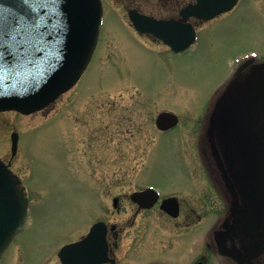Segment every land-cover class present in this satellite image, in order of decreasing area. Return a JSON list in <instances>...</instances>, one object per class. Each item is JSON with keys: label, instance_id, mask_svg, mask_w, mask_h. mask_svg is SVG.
<instances>
[{"label": "rangeland", "instance_id": "obj_1", "mask_svg": "<svg viewBox=\"0 0 264 264\" xmlns=\"http://www.w3.org/2000/svg\"><path fill=\"white\" fill-rule=\"evenodd\" d=\"M104 5L98 46L77 85L35 113L0 112V156L31 206L0 264H60L58 250L100 219L123 229L115 252L119 264H154L159 255L181 259L176 248L186 231L161 221L155 210L134 219L128 193L152 184L165 192L194 191L185 126H200L236 53L264 52V0H242L209 22L184 54L142 37L130 21L133 8L166 18L172 10L165 2L104 0ZM163 110L180 117L178 129L156 131ZM14 131L20 134L16 154ZM114 196L123 198L118 207ZM193 242L186 239L181 251L188 252Z\"/></svg>", "mask_w": 264, "mask_h": 264}, {"label": "flooded vegetation", "instance_id": "obj_2", "mask_svg": "<svg viewBox=\"0 0 264 264\" xmlns=\"http://www.w3.org/2000/svg\"><path fill=\"white\" fill-rule=\"evenodd\" d=\"M157 1L165 2L172 13L166 18L154 17L189 25L196 32L195 42L176 53L155 35L138 34L172 53L184 54L198 42L201 29L212 20L229 14L242 0L232 10L213 19L182 16V11L197 0ZM232 60L201 115L200 126H185V155L190 158L194 191L172 189L165 192L152 184L159 193L146 194L139 201H135L132 194L150 185L128 193L134 219L155 210L161 221L188 234L181 236L182 241L176 248L181 259L173 257L171 260L168 257L171 255H159L154 264H212L213 261L217 264H264V52L246 49L236 53ZM178 125L167 129L155 126V129L170 133L178 129ZM198 177L201 178L199 183ZM210 191L212 197L214 195V207L209 204ZM122 200V196H114L113 205L120 206ZM209 212L213 213L211 225ZM98 221L107 225L111 260L104 264H119L115 252L120 247L118 237L123 229L105 219ZM186 239H194V245L183 252L181 248Z\"/></svg>", "mask_w": 264, "mask_h": 264}, {"label": "water", "instance_id": "obj_3", "mask_svg": "<svg viewBox=\"0 0 264 264\" xmlns=\"http://www.w3.org/2000/svg\"><path fill=\"white\" fill-rule=\"evenodd\" d=\"M237 1L199 0L182 15L211 19L232 9ZM129 14L137 29L164 38L176 51L175 40H189L188 45L193 41L185 36L192 32L186 25L157 20L136 9ZM102 21L101 0H0V111L32 113L72 88L92 58ZM178 121L176 114L167 111L157 118L162 128ZM17 145L18 134H14L13 153ZM26 203L0 160V255L22 229ZM96 228L82 241L60 251L63 264H101L106 259L107 250L97 246Z\"/></svg>", "mask_w": 264, "mask_h": 264}]
</instances>
